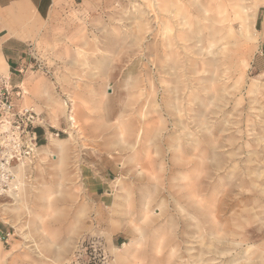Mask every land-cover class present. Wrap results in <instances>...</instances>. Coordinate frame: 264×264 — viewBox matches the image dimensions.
Wrapping results in <instances>:
<instances>
[{
  "label": "rangeland",
  "instance_id": "1",
  "mask_svg": "<svg viewBox=\"0 0 264 264\" xmlns=\"http://www.w3.org/2000/svg\"><path fill=\"white\" fill-rule=\"evenodd\" d=\"M76 1L0 74V264H264V0Z\"/></svg>",
  "mask_w": 264,
  "mask_h": 264
},
{
  "label": "crops",
  "instance_id": "2",
  "mask_svg": "<svg viewBox=\"0 0 264 264\" xmlns=\"http://www.w3.org/2000/svg\"><path fill=\"white\" fill-rule=\"evenodd\" d=\"M76 0H0V74L12 84L32 67L29 44L42 24L65 14ZM15 183H13L14 185Z\"/></svg>",
  "mask_w": 264,
  "mask_h": 264
},
{
  "label": "bare ground",
  "instance_id": "3",
  "mask_svg": "<svg viewBox=\"0 0 264 264\" xmlns=\"http://www.w3.org/2000/svg\"><path fill=\"white\" fill-rule=\"evenodd\" d=\"M212 1V0H211ZM227 1H232V0H227ZM155 2L158 4V3H160V5L158 4V6L160 7V8H163V10H165L166 12H170L171 14H173L174 16H176L175 15V13L174 12H177V9H168V7L169 6H172L173 4H174V2H173V0H155ZM223 0H220V1H217L216 0V5L215 6H224L223 5ZM161 4H162V6H161ZM196 5L197 6H203L202 4H200V2H196ZM202 11H203V17H202V19L204 20V21H206V22H208V23H211V24H214V23H217V24H221V23H223V21H225V18H224V16H221V14L220 13H218L219 15V18H217V17H213V16H210V15H208V13H209V10L208 9H206V8H202ZM251 13V12H250ZM253 17V13H251V14H249V17ZM185 19H184V17L181 19V22L179 23V25L180 26H182L183 28L181 29V32L182 33H184V38H187V40H188V36H189V33L187 34V33H185L187 30H186V26H190V23L188 22V21H184ZM198 24H199V22H198ZM205 28H208V29H210L211 27H210V25H204V26H200L199 28H198V33L200 34V33H202V31H203V29H205ZM213 32V34H216V33H218V31L216 32V31H214V30H212ZM192 33V32H191ZM196 39H197V42H202V40H201V38H200V35H198V36H196ZM202 49V47L200 48V50ZM72 103V102H71ZM58 106H59V110L63 113V114H66L67 113V111H68V107H67V103H59L58 104ZM72 109V108H71ZM73 111H71L70 112V114L68 115V117H69V120L70 121H72V123L74 124V120H75V118L73 117ZM72 124V125H73ZM74 127V126H73ZM126 132V131H125ZM127 133V132H126ZM123 135H124V133H122ZM139 139H141L140 138V136H139V134L136 136V139H135V141H134V144H132L131 145V147L134 149V145L135 144H137V143H139L138 142V140ZM50 143H55L56 144V146H60L61 144H62V142H60V141H56V140H54L51 136H50ZM23 162V161H22ZM25 162H26V160H25ZM26 163H28V162H26ZM23 164V163H22ZM140 165V164H139ZM142 170V169H141ZM12 185H13V183H12ZM16 184H14L13 186H15ZM114 250V264H129V262H131L130 261V258H132V254L130 253V250L126 247V245L123 247V249H119V248H114L113 249ZM126 262V263H125ZM131 264V263H130Z\"/></svg>",
  "mask_w": 264,
  "mask_h": 264
},
{
  "label": "built area",
  "instance_id": "4",
  "mask_svg": "<svg viewBox=\"0 0 264 264\" xmlns=\"http://www.w3.org/2000/svg\"><path fill=\"white\" fill-rule=\"evenodd\" d=\"M18 94L19 92L17 93V95ZM0 96L2 100L1 104H2L3 109L10 112L12 110L13 105H12L11 100L9 99V93L4 83L0 84ZM20 113H21L20 116L25 118L24 120H21L25 127L24 130L26 129V127L29 128L30 127L29 125H32L33 122L38 121L37 118L35 119L34 113L29 109H24ZM28 134L31 135L34 140H36V135L35 133L31 131V128H30V131H28ZM10 177H11L10 174L6 173L5 180L2 182L3 186H5V184L8 183ZM2 225L3 224L0 222V241L3 244H8L14 234L13 232H11L10 228L5 229L3 228ZM84 254L85 255L89 254L90 256L89 258L87 257V262L83 264H106L105 256L97 254L96 250L92 248L91 246H89L88 252H86V247H85ZM84 259H86V257Z\"/></svg>",
  "mask_w": 264,
  "mask_h": 264
},
{
  "label": "trees",
  "instance_id": "5",
  "mask_svg": "<svg viewBox=\"0 0 264 264\" xmlns=\"http://www.w3.org/2000/svg\"><path fill=\"white\" fill-rule=\"evenodd\" d=\"M31 131L33 133H35L36 135V140L38 141L37 143H39L41 140V137H42V134H43V130L41 128H33L31 129Z\"/></svg>",
  "mask_w": 264,
  "mask_h": 264
}]
</instances>
